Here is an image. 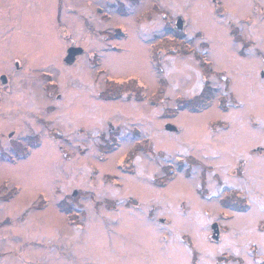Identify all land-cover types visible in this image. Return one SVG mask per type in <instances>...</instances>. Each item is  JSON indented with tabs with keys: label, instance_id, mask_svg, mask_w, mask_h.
Segmentation results:
<instances>
[{
	"label": "rangeland",
	"instance_id": "374dc122",
	"mask_svg": "<svg viewBox=\"0 0 264 264\" xmlns=\"http://www.w3.org/2000/svg\"><path fill=\"white\" fill-rule=\"evenodd\" d=\"M9 1L0 264H264V0Z\"/></svg>",
	"mask_w": 264,
	"mask_h": 264
},
{
	"label": "flooded vegetation",
	"instance_id": "af4514ba",
	"mask_svg": "<svg viewBox=\"0 0 264 264\" xmlns=\"http://www.w3.org/2000/svg\"><path fill=\"white\" fill-rule=\"evenodd\" d=\"M69 0H54V5H53V9L54 10V17H53V21H55V24L57 25H63V21H62V15L64 14V12L67 14L68 12H70V10L67 8V10L65 11L64 7L66 5V3H68ZM2 0H0V12L4 13L6 16V19H9L11 17V7L10 5L13 4L11 1H9L8 3L6 2V5L3 6ZM26 6L30 7V3H28ZM100 9V8H99ZM70 47H73V45H69ZM27 60V59H26ZM72 60V59H71ZM21 64V63H20ZM13 66L17 69L20 68V65L18 64V58H16L15 60H13ZM12 73L10 71H5V72H1L0 73V89H4L5 91L8 90L10 87V85L12 84ZM4 77V78H2ZM1 101V98H0ZM37 120L43 122V127L46 128L48 126L47 120L45 118V121H42L41 119L37 118ZM12 130V129H11ZM1 131V130H0ZM14 130L12 131H8V134H6L7 137V141L8 144H5L2 141L3 138V133L0 132V160H3V157L5 158V151L4 148L8 147L9 151H13V154H15L16 152V140L13 137V133ZM35 134V133H34ZM41 134V133H40ZM39 133L37 135V139L38 136L40 135ZM11 152L9 153L10 156ZM6 156V157H7ZM2 158V159H1ZM11 160L12 162H14V164L17 161V155L15 156V158L13 156H10V158H7V160ZM5 162V161H3ZM7 162V161H6ZM4 180V179H3ZM6 181V180H5Z\"/></svg>",
	"mask_w": 264,
	"mask_h": 264
},
{
	"label": "water",
	"instance_id": "95a60500",
	"mask_svg": "<svg viewBox=\"0 0 264 264\" xmlns=\"http://www.w3.org/2000/svg\"><path fill=\"white\" fill-rule=\"evenodd\" d=\"M176 26L181 27L180 21L176 22ZM79 51H80V48L70 47L68 50V52H69L68 59L72 58L75 53H79ZM2 78H4V77H2ZM168 127L171 128V126H169V125H168Z\"/></svg>",
	"mask_w": 264,
	"mask_h": 264
},
{
	"label": "trees",
	"instance_id": "16d2710c",
	"mask_svg": "<svg viewBox=\"0 0 264 264\" xmlns=\"http://www.w3.org/2000/svg\"><path fill=\"white\" fill-rule=\"evenodd\" d=\"M184 104H186V102Z\"/></svg>",
	"mask_w": 264,
	"mask_h": 264
}]
</instances>
